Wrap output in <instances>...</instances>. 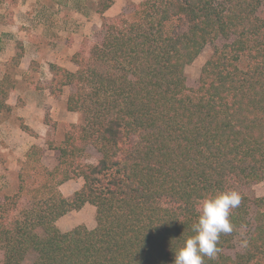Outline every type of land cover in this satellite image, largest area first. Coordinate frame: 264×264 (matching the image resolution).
Listing matches in <instances>:
<instances>
[{
  "label": "trees",
  "instance_id": "1",
  "mask_svg": "<svg viewBox=\"0 0 264 264\" xmlns=\"http://www.w3.org/2000/svg\"><path fill=\"white\" fill-rule=\"evenodd\" d=\"M103 27L87 57L73 55L75 71L48 65L47 89L70 86L66 109L81 112L82 123L66 122L63 139L47 141L57 164L29 202L19 204L23 184L0 200L1 264H174L198 202L227 190L242 198L233 231L204 264H264V200L240 189L264 180V0H140ZM218 38L229 41L187 86L185 66ZM21 56L19 46L12 59ZM13 86L0 79V111L10 110ZM89 146L96 163L81 161ZM28 156L39 163L41 147ZM78 178L82 185L63 195L59 186ZM86 203L96 225L62 231L56 221ZM243 228L247 247L226 254Z\"/></svg>",
  "mask_w": 264,
  "mask_h": 264
},
{
  "label": "rangeland",
  "instance_id": "2",
  "mask_svg": "<svg viewBox=\"0 0 264 264\" xmlns=\"http://www.w3.org/2000/svg\"><path fill=\"white\" fill-rule=\"evenodd\" d=\"M64 1L65 4H63V7L60 8L58 6V9L66 20L62 23H57L59 26H63V33L55 34L53 30H50L48 31L51 33L50 37L45 35L43 39H39L40 43H43V46H47V48H41L40 58H35L30 63L31 69L39 74V77H42V80H39V84L36 85L43 88H47L50 82L51 76L44 73L46 72L45 68H48L50 63L54 62L62 65L70 71H75L77 69V65L72 61L73 55L75 53H79L80 58L87 57V47L90 44L93 45L99 43L102 39L104 32L103 22L105 20H113L121 17L122 15H128L132 11L133 5L138 3L140 0H110V6L102 14L100 11L103 10L104 4L108 3V0ZM50 3L52 2L47 0L44 2V5L54 7V5L52 6ZM42 9L43 8L39 7V10ZM40 24L43 30L50 28V26L45 25L44 22ZM227 41L229 40L218 38L214 42L205 45L193 62L185 66L184 72L187 86H197L202 65L216 47H221ZM83 43L86 44L83 46ZM36 75L35 77H37ZM70 91H72V88L70 86H65L61 94H51L53 96L51 98L47 94L48 90L43 92L44 98L48 99V101L43 105L44 115H46V117L50 120L47 123L48 126H45L43 130L45 135L41 141V149H44V157L42 162L40 161L37 164L32 163L28 158L29 156L27 157V160H17V162H15L12 166H7L9 164L6 163L3 167H5V170L8 171L7 173L9 174L10 180L0 182V200L4 195H13L17 193L19 185L23 184L24 189L19 192V204L24 205L26 201L29 202L31 196V192L29 191L39 186V184L44 182L46 179L47 175L44 169H51L56 165L58 152L56 150H49L47 147V141H54L57 143L60 142L64 137V125L66 122L73 120V123H82L81 112L71 113L68 117L66 116L68 114L64 112L66 107L65 99ZM118 156L120 155L118 154ZM99 158L100 153H98L93 147L89 146L82 155L81 161L84 163H96ZM54 163L55 165L51 166ZM81 185L82 179L78 178L76 180H70L69 182L59 186V189L63 195L69 197ZM240 189L251 196L262 197L264 200V180L258 183H252L248 186H242ZM260 210L264 212V203ZM255 211V207H252V215ZM67 214V216L62 217L58 221V227L62 231H67L78 224H84L88 228H93L96 225L95 207L93 205L91 206L87 204L84 208L78 211L72 210ZM247 231L248 230L245 228L241 229L240 233L234 240V247L231 249H224V252L228 255L234 256L237 251H241L243 247L242 242L246 239ZM1 260L2 253L0 252V264ZM29 260L30 257L28 261Z\"/></svg>",
  "mask_w": 264,
  "mask_h": 264
},
{
  "label": "crops",
  "instance_id": "3",
  "mask_svg": "<svg viewBox=\"0 0 264 264\" xmlns=\"http://www.w3.org/2000/svg\"><path fill=\"white\" fill-rule=\"evenodd\" d=\"M45 1L47 0H0V79L9 77L14 84L5 99L10 110L0 111V182L10 180L8 171L3 167L6 163L9 164L7 166H12L17 160H27L29 149L34 144L42 147L41 141L45 135L43 130L48 126L43 110L44 103L48 101L43 92L48 89L36 85L42 77L31 69L30 63L33 59L40 58L41 48H47L39 39H43L45 35L50 37V30L55 34H62L64 28L57 23L66 19L58 9V6L61 8L65 4L64 0H50L54 7L44 5ZM39 7L43 9L39 10ZM42 22L50 28L43 30L40 24ZM19 46L22 47V56L15 63L12 57L16 55ZM45 70L44 73L51 76L48 68ZM47 94L50 98L53 97L49 90ZM64 112L68 114L67 117L75 113L68 111L66 107ZM21 123L27 125L34 135L22 130ZM43 157L44 149H41V162ZM54 165L55 163L51 166ZM66 214L56 221L57 225L62 217L68 215Z\"/></svg>",
  "mask_w": 264,
  "mask_h": 264
},
{
  "label": "clouds",
  "instance_id": "4",
  "mask_svg": "<svg viewBox=\"0 0 264 264\" xmlns=\"http://www.w3.org/2000/svg\"><path fill=\"white\" fill-rule=\"evenodd\" d=\"M241 199L235 190L220 191L201 199L197 205V221L192 225L193 234L174 251V264H204V257L215 259L220 251V235L233 231L230 214L239 207ZM242 246L247 247V241Z\"/></svg>",
  "mask_w": 264,
  "mask_h": 264
}]
</instances>
